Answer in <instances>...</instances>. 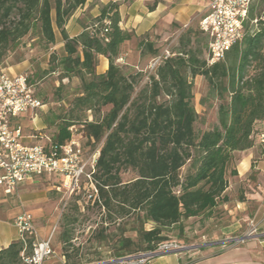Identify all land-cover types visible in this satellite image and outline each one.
Masks as SVG:
<instances>
[{"label": "trees", "instance_id": "1", "mask_svg": "<svg viewBox=\"0 0 264 264\" xmlns=\"http://www.w3.org/2000/svg\"><path fill=\"white\" fill-rule=\"evenodd\" d=\"M85 2L0 0V61L11 46L32 33H37L45 45H53L54 29L58 30L64 50L60 59L62 76L80 81L81 92L73 103L80 111H93L95 119L76 117L66 121L52 140L57 145L69 141V128L75 124L88 139L99 142L104 138L90 175L96 190L91 197L106 211L114 209L117 218L143 212L142 222L133 229L137 243L129 237L119 238L115 249L119 258L139 250H154L166 240L164 229L178 225L182 231V222L193 217L208 220L226 201L225 175L234 153L254 146L256 134L264 130V125L257 124L264 123V0L250 6L244 36L223 60L207 65L201 49L190 45V27L180 36L179 46L169 50L170 56L153 69L148 63L144 69L135 66L136 71L128 74L122 69L128 64L127 57H122V46L132 34L120 28L116 2L103 5L99 15L77 36L68 35L67 20ZM201 32L208 48V35ZM136 39L140 56L147 54L153 59L160 55L147 35ZM99 55L108 61L102 74L95 72ZM119 57L124 59L123 64L117 61ZM252 64L259 72L244 79ZM197 75L215 86L219 99L228 96L226 103L218 105L217 123L201 132L194 128L198 114L192 104L190 81ZM145 78L150 88L145 85L132 97ZM160 96L166 99L159 101ZM126 168L135 171L136 177L121 184L119 172ZM230 173L234 175L235 171L231 169ZM62 221L68 224V217L63 216ZM146 222L154 226L146 230ZM71 238L63 227L60 242L65 257ZM34 241L33 235H25L11 242L0 250V264H28L25 257L31 254Z\"/></svg>", "mask_w": 264, "mask_h": 264}, {"label": "rangeland", "instance_id": "2", "mask_svg": "<svg viewBox=\"0 0 264 264\" xmlns=\"http://www.w3.org/2000/svg\"><path fill=\"white\" fill-rule=\"evenodd\" d=\"M57 33V31H56ZM184 33V30L177 35H166L165 37L157 36L150 40L153 44V49H157L161 54L164 49L174 50L179 46V38ZM191 46L200 48L202 57L207 54V39L199 30L198 26L192 28L190 33ZM138 57L129 60L123 64L122 69L125 74L133 73L138 69H144L150 63V56L144 54L140 56L138 41L136 39ZM63 55V49L55 42L53 45H45L37 33L29 34L21 38L15 45L11 46L4 57L0 61V66L3 67H18L21 73L28 75L29 83L32 85L35 96L41 100L46 106L43 111L38 112V126H44L42 130L51 138L56 136L60 125L66 121H73L76 117L80 120H94L93 111L78 110L73 99L80 94V81L77 77H63L60 66V59ZM122 65V64H121ZM259 72L254 64L247 68L244 79L252 78ZM192 81V104L198 118L194 123V128L197 132L209 129L217 123V109L221 102H227L228 96L224 94V99H219L216 95L217 90L211 87L203 76H195ZM148 82L142 79L133 93L135 97L141 87L147 86ZM211 89L214 91L211 92ZM166 99L165 96H160L159 101ZM40 110V109H39ZM105 112V108L101 109L100 117ZM77 139L81 147V157L85 161H90L92 155L96 159L99 155V150L102 147L104 138L97 142L85 137L81 131V126L75 124L72 126L71 132ZM238 153H234V160L229 165L231 170L234 166L235 157ZM90 163V162H89ZM90 164L85 168V173L90 170ZM184 171V169H183ZM121 184L130 182L136 177V172L130 168L121 169L119 172ZM59 177H42L36 186V191L40 194H46L45 204H41L44 214L33 219L34 229L49 226L52 230L51 247L54 251L49 260L56 261L60 264H98L110 262L115 259V249L118 248V240L120 237H129L137 243V235L133 230L143 220V212L135 211L124 215L122 218H117L114 209L106 211L99 206V203L91 197V193L96 194L93 188L92 177L87 178L85 175L79 179V189L76 195L71 198L66 193V188L61 186ZM59 185L60 190L52 188ZM95 185V182H94ZM77 207V208H75ZM221 214V210H216L212 214V222ZM68 217V224L62 221L63 216ZM146 230L151 229L154 225L151 222L143 224ZM63 227L70 232L71 240L66 245V255L63 256L62 243L60 242V234ZM213 227L211 222L207 225L202 220H184L182 222V231L178 225H173L164 229L162 235L166 238L163 242H175L181 246H190L195 239L199 238ZM202 230L196 233V230ZM36 234V233H35ZM36 240V235H35ZM146 251H137L125 256H136ZM122 256V257H125ZM120 258V257H119ZM47 259V260H48Z\"/></svg>", "mask_w": 264, "mask_h": 264}, {"label": "crops", "instance_id": "3", "mask_svg": "<svg viewBox=\"0 0 264 264\" xmlns=\"http://www.w3.org/2000/svg\"><path fill=\"white\" fill-rule=\"evenodd\" d=\"M110 1L118 4L120 28L132 34V38L122 46V57L129 60L138 57L136 37L147 35L152 40L157 36L177 35L197 26L208 10V0H86L67 20L65 29L68 35L77 36L82 27L90 24L99 15L101 7ZM54 31L55 42L63 49L58 30ZM107 67V59L99 55L95 72L102 74ZM5 70L10 75L21 73L18 67H6ZM45 106L43 103L38 112ZM36 111H27L14 119V124L21 128L22 141L26 145L39 142L32 137L37 133L48 135L42 131L44 126H38ZM257 124L259 127L264 125L261 122ZM71 137L75 139L72 133ZM237 153L232 167L235 174L231 175L229 169L225 175L228 184L224 195L227 199L218 207L221 214L215 222L212 218L202 221L205 225L211 222L213 227L190 243L193 249L156 255L145 263L137 264H264V146L256 142L251 148ZM41 178L34 177L21 183L11 194H4L0 188V250L19 239L14 225L16 216L26 212L33 223L34 218L45 213L40 205L45 204L46 194L36 191ZM52 188L60 190L59 185ZM192 219L199 220L197 217L187 220ZM251 224L257 234L236 242V239L250 233ZM200 231L197 229L195 232ZM35 233L37 240H46L53 232L46 226L35 229ZM44 264L60 263L48 259ZM99 264L128 263L110 261Z\"/></svg>", "mask_w": 264, "mask_h": 264}, {"label": "built area", "instance_id": "4", "mask_svg": "<svg viewBox=\"0 0 264 264\" xmlns=\"http://www.w3.org/2000/svg\"><path fill=\"white\" fill-rule=\"evenodd\" d=\"M258 0H208L207 13L199 20L198 26L209 38L206 64L213 65L224 59L232 45L242 40L244 25L250 6ZM256 23V20L252 21ZM170 56V51L151 59L148 67L153 69L162 58ZM119 63L124 59L119 57ZM43 103L34 93L28 75L20 73L10 75L5 67L0 66V188L4 194L13 193L17 187L34 177H59L61 186L70 196L79 188V179L85 175L90 178L96 161L92 155L90 161L81 157V147L72 137L64 144L57 145L46 134L37 133L32 137L38 139L36 144L26 145L22 141L21 128L14 124V119L27 111L41 109ZM72 132V126L69 128ZM256 142L264 146V130L256 134ZM90 162V163H89ZM90 164V170L85 168ZM19 238L25 235L35 237L30 214L23 212L14 219ZM257 230L251 224L248 236H254ZM236 242H239L237 239ZM183 246L175 242H162L152 251L136 255L138 257L115 263H145L147 259L166 251L179 252ZM51 237L46 240H35L32 252L25 257L28 264H44L53 255ZM126 257V256H125ZM121 258V257H120Z\"/></svg>", "mask_w": 264, "mask_h": 264}, {"label": "water", "instance_id": "5", "mask_svg": "<svg viewBox=\"0 0 264 264\" xmlns=\"http://www.w3.org/2000/svg\"><path fill=\"white\" fill-rule=\"evenodd\" d=\"M248 238H249V236L247 235V236H245V237L238 238L237 240H238V241H244V240H246V239H248ZM193 248H194V246H184V247L181 248L180 251L190 250V249H193ZM174 252H175V251H166V252H163V253H159V254H157V255H160V254H166V253H174ZM136 257H138V256H132V255H129V256H126V257L117 258V259L113 260L112 262L128 261V260L134 259V258H136ZM98 264H99V263H98Z\"/></svg>", "mask_w": 264, "mask_h": 264}]
</instances>
